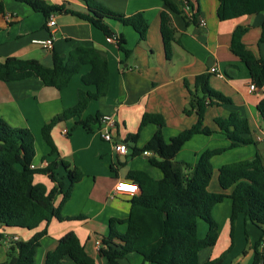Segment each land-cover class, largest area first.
<instances>
[{"label": "crops", "instance_id": "crops-1", "mask_svg": "<svg viewBox=\"0 0 264 264\" xmlns=\"http://www.w3.org/2000/svg\"><path fill=\"white\" fill-rule=\"evenodd\" d=\"M53 6L63 7L64 11L86 13L84 0H41ZM111 12L130 16L141 13L148 23L146 40L139 41L138 34L130 26L116 21H108L109 28L116 37L123 36L125 49L130 52L126 57L123 52L107 41V37L90 23L71 15L69 12L53 13L55 27L47 25L48 18L33 11L19 0H0V61L7 58L36 60L43 66H52V54L67 55L72 49L93 47L104 54L108 63L109 88L107 94L92 101L82 118L89 116L111 115L115 120L112 130L113 139L125 144L126 155H119L110 142L102 139L98 123L91 124L90 130L73 128L75 119L57 124L51 130L55 152L50 154L49 147L41 137L42 127L63 110L77 102L78 90H90L81 82V76L89 70L88 66L75 75L67 87L56 90L43 85L38 78L3 82L0 80V118L12 127L27 128L41 150L39 164L32 162L33 168H43L53 161H65L71 167L79 169L83 178L75 184L71 197L64 204L61 214L80 220L58 221L52 219L48 225H41L38 230H46L45 236L37 248L34 264H44L45 256L52 251L57 241L66 233L74 232L85 252L95 264H106L99 256L95 245L108 233L110 219H125L129 214L132 196L115 195L110 197L117 181H127L131 172H143L153 180L162 178L161 172L149 163V158L140 150L154 135L158 127L147 124L135 143L125 142L127 137L138 131L144 114H157L163 117L161 129L165 142L190 128L196 123L193 113L183 114L190 97L185 82L192 84L195 76L211 73L210 85L226 98L229 105H214L207 109L204 124L214 133L211 136L195 135L186 142L177 154L179 162L195 164L206 150L227 148L230 142L219 133L214 123L216 117H227L235 113L238 118L248 121L252 143L243 145L214 156L211 159L213 175L208 185L210 192H221L217 181L218 168L242 160H251L256 154L264 162V122L257 110V104L264 98V87L250 91L249 72L245 65L229 50L230 40L237 26L248 27L243 36L245 46L258 58H264V42L259 44L264 12L239 19L219 21L216 16V0H190L197 10L195 21L186 22L182 15L170 11L161 0H97ZM179 10L185 11L187 0H171ZM167 13L175 29V38L171 53L167 58L160 33V14ZM205 20V26L199 21ZM52 39L51 48H44L33 41ZM66 129L68 133L63 134ZM206 138V139H203ZM192 152L191 158L183 155L185 150ZM231 152L230 156L223 157ZM56 180L69 184L66 173L60 166L54 171ZM37 176L39 178H37ZM34 183L44 184L47 189L53 187L48 176L37 175ZM140 191V188H139ZM230 191H228L229 193ZM61 196L55 199L59 203ZM231 200L225 198L212 208L211 214L219 227L218 239L213 247L205 248L198 254V264H205L225 255L221 264H253L255 245L262 254L264 264V230L261 231L239 215L234 222L230 236ZM201 223V225H200ZM199 221L197 234L203 238L207 227ZM205 226V227H204ZM124 231L125 226H118ZM33 232L24 229L0 227V263L6 260L8 243L12 239L27 241ZM201 234V236H200ZM62 264H74L64 259ZM119 264H147L141 256L130 254Z\"/></svg>", "mask_w": 264, "mask_h": 264}, {"label": "trees", "instance_id": "trees-1", "mask_svg": "<svg viewBox=\"0 0 264 264\" xmlns=\"http://www.w3.org/2000/svg\"><path fill=\"white\" fill-rule=\"evenodd\" d=\"M33 11L40 12L45 18L53 13L69 12L94 26L107 38L116 37L108 21H116L130 26L144 42L148 23L141 13L130 16L120 15L103 7L97 0H84L86 13L64 11L63 7L53 6L41 0H19ZM172 12L182 15L183 19L195 21L196 13L190 17L177 8L171 0H161ZM216 16L219 21L239 19L264 12V0H216ZM187 5L194 10L190 0ZM1 10V6H0ZM248 27L237 26L231 36L229 50L245 65L250 82L257 89L264 87V58L256 57L243 43L242 38ZM160 33L168 58L175 38L170 16L160 14ZM117 49L126 57L130 55L124 47L123 36L117 37ZM259 44L264 42V21L261 25ZM85 66L89 70L81 76V82L90 90H78L74 106L63 110L53 117L41 129L43 142L49 147L50 154L55 152L51 130L59 123L75 119L73 128L90 130L91 124L98 123L100 116L82 118L92 101L103 98L109 88L108 63L103 53L93 47L78 46L67 55L52 54V66H43L36 60L7 58L0 61V80L3 82L38 78L44 86L56 90L67 87L71 79ZM211 73L195 76L193 83L185 82L189 93V103L183 114H195L196 123L181 131L165 142L161 129L164 119L157 114H144L138 131L127 137L125 142L135 143L141 129L147 124H155L158 129L152 138L135 154L151 152L149 163L157 168L162 178L153 180L143 172H131L127 181L134 182L140 191L129 200L130 209L125 219H110L109 229L101 239L99 256L106 264H119L130 254H137L147 264H198V254L205 248L213 247L218 239L219 227L214 221L212 208L225 198L231 200L230 236L234 222L239 215L252 223L259 230H264V162L256 154L251 160H242L224 164L218 168L217 181L221 192L208 190L213 175L211 159L225 152L252 143L248 121L238 118L235 113L227 117H216L214 123L219 133L229 142L224 149L206 150L195 164L177 162L176 156L183 145L195 135L211 136L214 132L204 124L206 111L214 105H229L231 100L214 90L210 85ZM257 110L264 122V98L257 104ZM35 157L34 137L27 128L10 126L0 118V227L24 229L33 232L27 241L16 240L8 243L6 260L0 264H34V257L46 230H38L41 225H48L52 219L58 221L80 220L82 216L69 218L61 214L64 204L71 197L73 188L82 178V172L71 167L65 161H53L43 168H31ZM63 168L69 184L64 188L56 180L54 171ZM46 175L54 184L47 189L44 184L34 183V177ZM228 191H230L228 193ZM61 196L55 205L57 196ZM201 221L207 227L206 234L199 238L197 225ZM118 226H125L119 231ZM1 237V235H0ZM255 245L253 264H260L262 254ZM224 254L205 264H221ZM68 259L74 264H95L85 252L84 247L74 232H68L49 251L44 264H62Z\"/></svg>", "mask_w": 264, "mask_h": 264}, {"label": "built area", "instance_id": "built-area-1", "mask_svg": "<svg viewBox=\"0 0 264 264\" xmlns=\"http://www.w3.org/2000/svg\"><path fill=\"white\" fill-rule=\"evenodd\" d=\"M189 10H191V8L187 5V2H186V6H185V11L186 12H183V13L188 18L191 17V15H188ZM47 25L49 27H55L56 23H55V20H54L53 16H50L48 18ZM199 25L200 26H205V20L201 19L199 21ZM107 41L109 43L113 44L115 47H117V44H118L117 37L107 38ZM33 42L35 44H39V45H41V46H43L44 48H47V49L51 48L52 45H53L52 39H48V40H45V41L35 40ZM210 72L211 73H215L216 70L214 68H211ZM249 89H250V91H254L256 89V87L254 86V84L251 83V84H249ZM115 124H116L115 120H114L113 116H111V115H102L98 119V125L100 127V134H101L102 139L104 141H106V142L112 143L113 149L117 152V154L126 155L127 148H126L125 144L122 143V142H118L115 139H113L112 130L114 129ZM67 133H68V131L66 129H64L63 130V134L66 135ZM142 154L145 155V156H150L151 152L145 151ZM31 168H33V167L31 166ZM138 192H139V187H138V185L136 183L129 182V181H117L115 183V185L113 186V188H112L110 197L113 198L115 195L133 196V195L137 194ZM12 240L16 241L18 239L14 238ZM100 244H101V240H96L95 241V245H96L97 249H99Z\"/></svg>", "mask_w": 264, "mask_h": 264}, {"label": "rangeland", "instance_id": "rangeland-1", "mask_svg": "<svg viewBox=\"0 0 264 264\" xmlns=\"http://www.w3.org/2000/svg\"><path fill=\"white\" fill-rule=\"evenodd\" d=\"M203 139H206V138H203ZM41 150H40V147L38 146V145H36V155H35V157H34V162L36 163V164H39L40 163V160H41ZM231 155V152L230 153H228V154H225V156H223V157H227V156H230ZM182 156H184L185 158H187V159H189V158H191V156H192V152L191 151H189L188 149L187 150H185L184 152H183V155ZM177 158V157H176ZM176 161L177 162H179L178 161V159H176ZM37 178H39L38 176H37ZM200 225H201V223H200ZM202 225H203V223H202ZM205 227V226H204ZM198 235H199V230H198ZM200 236H201V234H200Z\"/></svg>", "mask_w": 264, "mask_h": 264}]
</instances>
